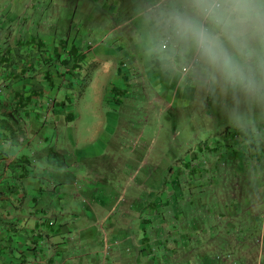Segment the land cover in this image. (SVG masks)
I'll return each instance as SVG.
<instances>
[{
  "label": "rangeland",
  "instance_id": "obj_1",
  "mask_svg": "<svg viewBox=\"0 0 264 264\" xmlns=\"http://www.w3.org/2000/svg\"><path fill=\"white\" fill-rule=\"evenodd\" d=\"M164 2L32 0V4L9 3V10L15 12L10 19L14 26L23 24L17 33L24 38L23 29L28 28L35 36L75 40L86 50L105 34L109 40L133 37L132 24L116 26L141 12L148 18L145 5ZM20 9L26 20L17 16ZM118 9L125 13L124 18L115 15ZM48 61L42 63L53 62ZM66 78L77 85L67 87L75 101L73 112L88 119L84 98H89L90 92L85 74ZM195 84L193 100L168 108L156 100L159 91L139 76L138 84L132 83L119 101L103 107V114L110 112L118 121L108 134L102 155L89 165L84 161L70 165L69 179L59 169L41 174L47 186L65 180L70 181L65 185L70 191L71 182L89 188L90 194L79 201L63 197L54 203L62 214L59 223L75 229L93 226L87 237H94L95 243L118 238L119 244H112L108 256L96 258L101 264H264V105L250 104L219 89L213 94L201 83ZM226 141L236 154L228 152ZM246 146L248 150L243 151ZM34 155L38 160L48 151ZM88 167L93 172L85 180ZM247 191L249 197H242ZM217 193L225 197L222 202L207 198ZM233 193L237 201L230 197ZM95 202L103 209L90 218L86 211ZM232 221L234 227L230 228ZM140 226L145 228V237ZM118 227H127L139 242L126 239L124 230L116 235L114 228ZM169 230L171 241L162 240L170 245H159L158 239ZM75 243L80 246L71 241L67 244L64 254L68 264H93L88 254L95 243L91 242V247L87 241L75 239Z\"/></svg>",
  "mask_w": 264,
  "mask_h": 264
},
{
  "label": "crops",
  "instance_id": "obj_2",
  "mask_svg": "<svg viewBox=\"0 0 264 264\" xmlns=\"http://www.w3.org/2000/svg\"><path fill=\"white\" fill-rule=\"evenodd\" d=\"M92 1L97 3L100 0ZM25 2L32 4V0H0V13L9 10V3L23 4ZM19 12L17 16L22 19V9ZM115 15L122 19L125 13L118 9ZM23 20H26V17ZM128 24L133 25L134 38L123 36L122 39L110 38L109 40L105 34L97 42L90 44L86 50L80 49L75 40L39 37L29 34L28 28L24 29L25 38L31 42L29 48L34 55L33 64L39 67V75L37 78L17 81L14 88L24 91L25 95L36 91L39 95L37 97L32 95L24 136L14 138L13 142L16 146H9L7 151L13 159L29 157L31 161L29 165L24 166V169L29 170L27 177L22 180L24 193L16 195V197H23L24 200L22 214L25 220L20 226L25 227L28 234L26 237L21 236L19 244L26 250L25 256L30 264H68L64 253L70 241L77 247L80 245L75 243V239L79 240V243L87 241L88 247H91V242L95 243L94 237H87L93 226L75 229L70 225L59 223L58 217H62V214L57 212L54 203L61 202L60 199L63 197H69V202L79 201L82 195L90 194L89 188H80L78 184L71 182L70 191L68 186L67 189L65 188L70 181L65 180L61 181V184L56 185L51 182L47 186L45 177L41 174L51 168L59 169L61 174L69 179L67 175L70 165L73 167L83 161L85 165H89L90 161L102 155L106 140L109 138L108 134L113 133L118 121V117L110 112L103 114V107L119 101L123 94L131 89L132 83L134 86L138 84L139 76H144L150 86L155 91H159L156 100L159 103L165 102L168 108L179 107L183 100L188 103L193 100L196 91L195 82L201 83L192 68L187 70L186 62L179 59L169 61L164 55V50L161 48L157 50L153 46L149 37L151 22L142 12L116 28L120 29ZM36 26L39 27L40 24ZM47 60H53V62L49 65L42 63ZM81 74H85L86 89L90 92V97L84 98V105L88 108L89 115V118L85 120L82 115L73 112L72 107L75 101L67 92V87L76 86L77 88V85L66 77L70 75L75 78ZM58 141L62 143L61 147H58ZM230 144L231 142L227 144L226 141L228 152L236 154L237 151H233ZM248 148L246 146L242 150L246 151ZM39 151H48V155L42 158L38 156L39 159L35 160L34 153L38 155ZM31 153L33 156H30ZM253 154L255 155V151ZM49 155L54 158L50 159ZM91 170L88 167L85 180L89 178V173L93 172ZM78 176L81 177L80 173ZM252 178L254 175L251 174ZM247 179H250V175ZM84 184L90 185L86 181ZM52 186L54 189H51ZM249 194L247 191L242 197L248 198ZM230 197L237 201L235 193ZM207 198L222 202L225 197L217 193ZM102 209L95 202L91 207L88 206L87 216L90 218L99 216ZM110 212L111 210L108 213ZM19 213L21 214V211ZM234 213L236 214L235 211ZM74 216L78 218L77 210ZM105 219L106 217L102 220ZM228 227H234L233 221L228 223ZM140 228L144 230L145 237V228L142 226ZM123 230L127 233L126 239L139 242L138 237L133 236L134 233H130L127 227L114 228V233L121 235ZM170 237L171 230L164 231L157 242L162 245L165 243L162 238L171 241ZM116 239L118 238L111 241L103 239L91 247L94 251L88 255L93 260V264H101L96 261V258L102 254L108 256V250L118 241ZM122 239L121 236L119 242ZM144 239L140 241V247L143 246ZM100 244L101 248H99ZM165 244L170 245L169 242Z\"/></svg>",
  "mask_w": 264,
  "mask_h": 264
},
{
  "label": "clouds",
  "instance_id": "obj_3",
  "mask_svg": "<svg viewBox=\"0 0 264 264\" xmlns=\"http://www.w3.org/2000/svg\"><path fill=\"white\" fill-rule=\"evenodd\" d=\"M149 37L215 94L264 105V0H165L145 5Z\"/></svg>",
  "mask_w": 264,
  "mask_h": 264
},
{
  "label": "trees",
  "instance_id": "obj_4",
  "mask_svg": "<svg viewBox=\"0 0 264 264\" xmlns=\"http://www.w3.org/2000/svg\"><path fill=\"white\" fill-rule=\"evenodd\" d=\"M14 14L10 10L0 13V264H30L19 244L21 236L28 234L20 226L25 220L24 200L16 195L24 193L22 180L29 172L24 166L31 161L29 157L13 159L7 148L16 146L14 138L24 136L32 95H39L38 91L25 95L14 84L37 78L39 67L33 64L31 42L17 33L22 26L16 28L10 20Z\"/></svg>",
  "mask_w": 264,
  "mask_h": 264
},
{
  "label": "built area",
  "instance_id": "obj_5",
  "mask_svg": "<svg viewBox=\"0 0 264 264\" xmlns=\"http://www.w3.org/2000/svg\"><path fill=\"white\" fill-rule=\"evenodd\" d=\"M162 49H163V50H165L163 46H162ZM187 70H190V67H189V65L187 66Z\"/></svg>",
  "mask_w": 264,
  "mask_h": 264
}]
</instances>
